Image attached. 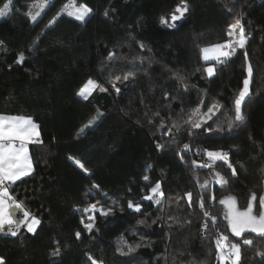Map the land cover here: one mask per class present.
Returning <instances> with one entry per match:
<instances>
[{"label": "trees", "instance_id": "obj_1", "mask_svg": "<svg viewBox=\"0 0 264 264\" xmlns=\"http://www.w3.org/2000/svg\"><path fill=\"white\" fill-rule=\"evenodd\" d=\"M34 1L12 0V11L0 18V114L31 116L42 141L30 145L33 171L9 186L40 224L35 233L24 226L17 236L0 233L5 264H91L89 257L103 264H221L218 232L232 242L253 239L251 246L241 244L240 264H264L257 255L264 239L233 237L219 204L233 193L245 207L252 192H264V0H187L189 12L175 28L160 21L182 0H76L91 14L83 22L63 14L54 23L69 0H48L33 22L27 13ZM7 2L0 0V9ZM237 19L248 37L245 48L223 63L205 61L201 49L228 41ZM110 52L116 54L111 61ZM21 53L25 59L18 62ZM248 61L254 72L246 120L235 122ZM89 79L105 91L97 88L84 100L78 92ZM213 104L222 107L202 128L185 123L197 108L207 112ZM204 149L228 152L237 175L222 161L200 167L208 160ZM215 172L227 178V187ZM157 181L165 194L159 205L143 199ZM200 196L216 217L207 230ZM128 201L139 202L141 211L129 209ZM97 202L114 211L97 213L89 234L81 223L89 222L86 214L76 209ZM129 246L135 250L119 251ZM57 247L61 255L53 257Z\"/></svg>", "mask_w": 264, "mask_h": 264}, {"label": "snow or ice", "instance_id": "obj_2", "mask_svg": "<svg viewBox=\"0 0 264 264\" xmlns=\"http://www.w3.org/2000/svg\"><path fill=\"white\" fill-rule=\"evenodd\" d=\"M12 0L4 5L3 9H0V18L6 17L12 11L11 8ZM39 8V11L32 14L31 12L27 13L30 19L35 22L37 18L41 15V12L48 7L47 0H44V3L39 5H34ZM73 9V10H69ZM65 11L70 17H74L76 20L83 22L86 17H88L92 9L86 4H81L79 7L75 6V0H70L68 4L65 5ZM189 12V5L187 0H182V5L177 7L175 12L169 18H161V23L168 26L169 28L177 27L176 22L182 20L185 17V14ZM104 15L107 17L108 12L106 11ZM54 22V21H53ZM229 37H234V39L227 41L224 44H215L210 47H204L201 49L203 53V59L205 61L209 60H219L221 63L225 62L227 59H230L235 55L237 48L244 49L248 37L245 34V28L241 24L240 20L229 26V31L227 33ZM0 45H3V41H0ZM141 48H144L145 45L141 44ZM211 53V55H209ZM247 60V52L244 53ZM115 52H110L107 56V60L111 61L115 58ZM223 57L224 60H220ZM25 59L24 55L21 53L18 58V62H23ZM208 76L211 77L214 75V68L207 67L205 69ZM253 66L250 61L246 63V78L243 81V87L237 94L234 100V121L243 122L246 120V114L243 109V105L246 97L250 98V84L253 78ZM132 73H129L131 75ZM119 79V77H116ZM181 84L187 90V85L183 84L181 79ZM100 88L101 91H105L96 81L89 79L84 86L78 92V95L84 100H87L88 97L92 94L94 90ZM118 93L119 88L115 89ZM221 105L213 104L208 108V111L204 114L200 113L199 108H197L192 117L189 120L185 121L190 127L194 129H200L207 121L212 118L217 111H219ZM102 115V113L100 114ZM159 115V113H156ZM199 116L200 119L195 120L194 118ZM98 118V117H97ZM97 118H93L89 121L84 127H89L90 125L96 122ZM233 128V122L230 121L228 124V129ZM206 131H211V126L205 129ZM84 128L80 129L82 133ZM39 125L34 123L31 116H11L0 114V233H4L5 229L12 236L18 235V230L24 226L26 227L29 233H35L36 226L40 224V220L34 216H31L30 212L27 211L22 203L17 202L15 198L9 192V186L14 184L16 181L20 180L22 177L27 176L33 170L32 161L28 152L29 143H41L39 139ZM159 148H163V145H158ZM183 148L185 150H190L189 144H184ZM199 154V150H197ZM203 154L208 157V162L205 164L199 165L200 167H214L216 161H222L227 164L228 168L231 170L232 176L237 175L235 166H233L229 159V153L223 150H208L204 149ZM74 163L85 173L90 175L89 169L85 167L83 163L79 160L74 161ZM196 161H193V164H196ZM264 172V169L261 170ZM216 182L223 187L228 186V180L225 176L221 175L220 172H215ZM145 181L149 180L148 176H144ZM208 184V181H205L201 187H205ZM95 188H99V185H93ZM107 195V194H105ZM164 191L162 190L161 183L157 181L150 189L149 194L143 197L144 200L154 201L157 205L161 204L164 198ZM187 202L191 207L193 199L192 193L187 192L186 194ZM210 200H215L214 196L210 197ZM257 195L255 192H252L250 195L249 202L247 206L241 210L237 204V197L234 195H228L227 197L219 201L220 204L225 205L227 208L225 218L229 221L231 228V233L235 237H243L245 232L255 233L261 239H264V195H261L259 198V204H256ZM196 203L201 209H203V215L208 218L203 222V228L207 230L209 228V221L214 225L216 222V217L211 215L209 211L205 209V203L203 196H200ZM99 202L91 204L86 208L80 209L77 208L76 211L83 212L86 215L88 223H84V219L81 220L85 230L91 234L93 228L95 227V217L98 213L100 216H108L114 211L113 207L107 209L103 207H98ZM115 206V205H114ZM127 206L129 209L134 210L135 212L141 211V204L139 202L128 201ZM123 210V209H121ZM19 215H22V219L19 218ZM139 224H144V220H139ZM155 223V221H153ZM77 239L81 238V233L78 231L75 233ZM254 240L249 238H243L240 242H232L229 240V237L224 234H220L216 239V248L219 250V259L221 264H240L242 254H241V244L251 246L253 245ZM135 249L131 246L128 247V252L125 253L123 249H119L122 254L127 255L128 253L133 252ZM51 255L53 257H59L61 255L60 249L57 247ZM258 256L264 258V251L257 253ZM91 264H103V261L96 260L92 257H89ZM0 264H5L3 257H0Z\"/></svg>", "mask_w": 264, "mask_h": 264}, {"label": "rangeland", "instance_id": "obj_3", "mask_svg": "<svg viewBox=\"0 0 264 264\" xmlns=\"http://www.w3.org/2000/svg\"><path fill=\"white\" fill-rule=\"evenodd\" d=\"M47 2H49L48 0H47ZM70 2V0L66 3V4H68ZM42 3H44V0H38V1H34V2H31V3H29L28 4V13L29 12H31L32 14H35V12H37V11H39V8L38 7H35L34 5H39V4H42ZM65 4V5H66ZM65 5L63 6V8H62V10L60 11V13L58 14V16L53 20L54 22L60 17V16H62L63 14H67V12L65 11ZM81 5V3H79V2H77L76 0H75V6L76 7H79ZM182 5V3L180 4V5H178L177 7H179V6H181ZM4 8V7H3ZM2 8V9H3ZM69 10H73V9H69ZM180 21V20H179ZM54 22H52V23H54ZM178 23V21L176 22V24ZM232 39H234V37H231L229 40H232ZM228 40V41H229ZM227 41H225V42H223V43H220V44H224V43H226ZM213 45H215V44H213ZM212 46V45H211ZM208 47H210V46H208ZM238 49H240V48H237V50ZM236 50V51H237ZM209 55H211V53L209 54ZM224 58L223 57H221L220 58V60H223ZM209 61H211V60H209ZM219 61V60H218ZM208 67H213L212 65L211 66H208ZM246 78V77H245ZM92 80H94V79H92ZM94 81H96V80H94ZM97 82V81H96ZM200 113L201 114H204V113H206V112H202V111H200ZM216 114V113H215ZM195 120H198V119H200V117L199 116H197V117H195L194 118ZM209 121V120H208ZM207 162H208V160H207ZM98 207H101V206H98ZM86 215H88V214H86Z\"/></svg>", "mask_w": 264, "mask_h": 264}, {"label": "water", "instance_id": "obj_4", "mask_svg": "<svg viewBox=\"0 0 264 264\" xmlns=\"http://www.w3.org/2000/svg\"><path fill=\"white\" fill-rule=\"evenodd\" d=\"M263 184H264V180H263ZM234 195V196H236L235 194H233V193H229V194H226V195H223L220 199H219V201L221 200V199H223V198H225V197H227L228 195ZM261 195H264V192L261 194ZM261 195H257V201H256V204L257 203H259V198H260V196ZM237 197V196H236ZM249 202V201H248ZM220 204V203H219ZM237 204H238V207L241 209V210H243L245 207H241L240 206V203H239V199H238V197H237ZM220 205H222V204H220ZM223 207H224V211H225V214H226V211H227V208H226V206L225 205H222ZM18 216H19V214H18ZM225 220H226V224H227V228H228V230H229V233L233 236V237H235L232 233H231V228H230V225H229V221L225 218ZM248 234H254V235H256L255 233H249V232H245L244 233V236L245 235H248ZM243 236V237H244ZM243 237H235V238H237V239H241V238H243Z\"/></svg>", "mask_w": 264, "mask_h": 264}, {"label": "crops", "instance_id": "obj_5", "mask_svg": "<svg viewBox=\"0 0 264 264\" xmlns=\"http://www.w3.org/2000/svg\"><path fill=\"white\" fill-rule=\"evenodd\" d=\"M5 115H11V116H24V115H13V114H5ZM34 121V120H33ZM34 123H36V124H38L37 122H35L34 121ZM39 125V124H38ZM39 132H40V129H39ZM40 137H41V135H40ZM40 137H39V139H40ZM30 145H31V143H29L28 144V152H29V155H30V158H31V161H32V165H33V160H32V155H31V152H30ZM33 171V170H32ZM31 171V172H32ZM25 177V176H24ZM23 178V177H22ZM10 192V191H9ZM38 226V225H37ZM36 226V227H37Z\"/></svg>", "mask_w": 264, "mask_h": 264}, {"label": "built area", "instance_id": "obj_6", "mask_svg": "<svg viewBox=\"0 0 264 264\" xmlns=\"http://www.w3.org/2000/svg\"><path fill=\"white\" fill-rule=\"evenodd\" d=\"M30 214H31V216H33V213H32V212H30ZM221 233H222V232H218V233L216 234L215 242H216V239L218 238V236H219ZM222 234H224V233H222ZM224 235H226V234H224Z\"/></svg>", "mask_w": 264, "mask_h": 264}]
</instances>
